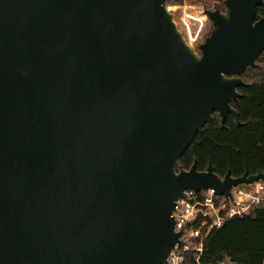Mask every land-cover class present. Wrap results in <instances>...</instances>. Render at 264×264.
<instances>
[{"label": "water", "instance_id": "obj_1", "mask_svg": "<svg viewBox=\"0 0 264 264\" xmlns=\"http://www.w3.org/2000/svg\"><path fill=\"white\" fill-rule=\"evenodd\" d=\"M264 0H223L198 51L164 0H0V264H167L185 189L264 180L179 159L239 124Z\"/></svg>", "mask_w": 264, "mask_h": 264}, {"label": "trees", "instance_id": "obj_2", "mask_svg": "<svg viewBox=\"0 0 264 264\" xmlns=\"http://www.w3.org/2000/svg\"><path fill=\"white\" fill-rule=\"evenodd\" d=\"M223 8V0L218 5ZM264 16V3L257 18ZM246 85L239 87L241 97L233 106L239 112V124L228 114L225 125L217 112L179 159L189 169L196 161L200 171L211 165L214 172L234 177L264 171V52L256 67L241 74ZM183 264H264V205L252 213L228 219L214 229L204 243L199 260L194 251H186Z\"/></svg>", "mask_w": 264, "mask_h": 264}, {"label": "built area", "instance_id": "obj_3", "mask_svg": "<svg viewBox=\"0 0 264 264\" xmlns=\"http://www.w3.org/2000/svg\"><path fill=\"white\" fill-rule=\"evenodd\" d=\"M166 8L173 14L178 27L183 26L186 41L192 46L203 31L207 15L205 11L215 10L221 0H164ZM172 217L175 231L183 230L167 258V264H183L186 251H194L197 260L204 250V243L210 233L222 226L228 219L252 213L264 205V180L240 184L231 190V196L216 194L214 189L200 191L188 188L176 200Z\"/></svg>", "mask_w": 264, "mask_h": 264}, {"label": "rangeland", "instance_id": "obj_4", "mask_svg": "<svg viewBox=\"0 0 264 264\" xmlns=\"http://www.w3.org/2000/svg\"><path fill=\"white\" fill-rule=\"evenodd\" d=\"M189 2H194L196 0H188ZM180 29V31L183 33V35L187 36L185 34V31L183 29V26H180L178 27ZM211 28H212V24H211V21L209 20V18L207 17V20H205V26L203 28V31L201 32V34L197 37L196 40H193L191 39V44H192V47H194L195 50L198 51V47L200 45V43L204 42L205 38L207 37V35L210 33L211 31Z\"/></svg>", "mask_w": 264, "mask_h": 264}]
</instances>
